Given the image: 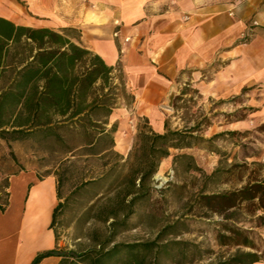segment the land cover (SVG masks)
Returning <instances> with one entry per match:
<instances>
[{
    "label": "crops",
    "instance_id": "crops-1",
    "mask_svg": "<svg viewBox=\"0 0 264 264\" xmlns=\"http://www.w3.org/2000/svg\"><path fill=\"white\" fill-rule=\"evenodd\" d=\"M3 5L1 16L25 20L18 6L0 0ZM38 10L17 24L76 28L79 42L113 68L114 80L130 94L108 117V126L116 123L113 150L122 156L138 118L164 131L171 89L183 97L195 91L203 106L251 108L247 116L264 123V0H41ZM236 123L247 128V120ZM167 164L164 158L161 166ZM8 190L9 205L0 210V264H32L41 252L63 250L51 227L59 201L55 177L22 170L10 177ZM60 260L49 255L37 264Z\"/></svg>",
    "mask_w": 264,
    "mask_h": 264
},
{
    "label": "trees",
    "instance_id": "trees-1",
    "mask_svg": "<svg viewBox=\"0 0 264 264\" xmlns=\"http://www.w3.org/2000/svg\"><path fill=\"white\" fill-rule=\"evenodd\" d=\"M79 36L74 27H31L0 15V140L7 144V156L14 165L18 159L11 143L30 139L52 142L65 154L86 150V154L94 156L113 150L116 123L108 126V117L113 111L119 87L123 85L120 78L114 82L113 68L84 47ZM197 127L173 130L165 122L164 131L157 133L147 123L139 126L133 153L136 162L130 172L117 182L127 183V186L116 189L114 204L100 207L92 216L107 223V237L97 242V248L84 252L71 249L41 252L32 264L49 255L61 256L59 264H160L166 256H180L185 260V248L178 247V253L172 255L171 242H157L175 233V225H165L156 239L150 241L121 243L114 242V237L118 231L128 229L129 216L134 213L135 205L148 196V180L158 171L162 160L170 156L169 149L190 146L198 139L192 135ZM182 158L189 157L181 154L174 160ZM22 170L0 172L3 174L0 177L1 211L9 205L10 177ZM109 177L81 182L82 186L77 188L102 184L103 179ZM110 180L109 183H113L116 179ZM60 183L57 176L59 201L52 213V228L65 205L60 201ZM202 198L208 206L217 203L216 211L221 213L255 199L264 210V184L253 181L239 189ZM227 220L219 221L220 229L216 232L219 245L255 249L249 231ZM109 243L111 246L107 247ZM261 261L256 250L238 248L233 254L208 264H254Z\"/></svg>",
    "mask_w": 264,
    "mask_h": 264
},
{
    "label": "rangeland",
    "instance_id": "rangeland-1",
    "mask_svg": "<svg viewBox=\"0 0 264 264\" xmlns=\"http://www.w3.org/2000/svg\"><path fill=\"white\" fill-rule=\"evenodd\" d=\"M8 1L22 10L21 17L25 20L16 23H27L31 17L39 16L41 0ZM54 1L47 0V3L50 5ZM188 90L189 96L178 94L172 107L165 109L169 113L166 123L173 130L197 125L192 135L198 139L188 147L169 149V164L163 167L160 163L158 171L148 180V196L135 205L134 213L128 218V229L118 231L114 242L155 240L162 227L175 225V233L157 242H171L172 255L178 253V247L185 248L187 257L184 260L180 256H166L160 264H208L233 254L238 248L256 250L264 262V210L259 200L244 202L234 210L221 213L216 211L217 203L208 206L202 198L227 193L253 181L264 184V123L247 116L251 108H234L230 102L199 105L196 92ZM122 100L128 103L130 94L120 86L115 104L122 103ZM241 120H247V128L236 123ZM146 123L138 118L139 126ZM233 127L238 129L232 130ZM137 142L135 135L126 156L117 155L115 150L94 156L86 154V150L65 154L52 142L33 139L13 142L11 148L18 159L14 165L7 156V144L0 140V156L4 155L0 157V172L23 168L38 177L48 173L56 181L57 176L60 177V201L65 205L53 227L57 243L61 249L84 252L97 248V242L108 235L107 223L92 216L100 207L114 204L116 189L127 186V183L117 182L135 164L133 153ZM181 154L189 158L175 161L174 157ZM106 175L116 180L109 183L111 180L104 178L102 184L77 188L82 186L81 182ZM0 177H3L2 173ZM16 192L14 190V194ZM231 212L234 214L229 216ZM225 219L248 230L255 249L219 245L216 232L220 229L219 221ZM110 246L111 243L107 245Z\"/></svg>",
    "mask_w": 264,
    "mask_h": 264
},
{
    "label": "water",
    "instance_id": "water-1",
    "mask_svg": "<svg viewBox=\"0 0 264 264\" xmlns=\"http://www.w3.org/2000/svg\"><path fill=\"white\" fill-rule=\"evenodd\" d=\"M175 98V89H171L167 96V107H172Z\"/></svg>",
    "mask_w": 264,
    "mask_h": 264
},
{
    "label": "bare ground",
    "instance_id": "bare-ground-1",
    "mask_svg": "<svg viewBox=\"0 0 264 264\" xmlns=\"http://www.w3.org/2000/svg\"><path fill=\"white\" fill-rule=\"evenodd\" d=\"M41 197V196H40ZM44 201V200H43ZM47 209V208H46ZM47 211V210H46Z\"/></svg>",
    "mask_w": 264,
    "mask_h": 264
}]
</instances>
